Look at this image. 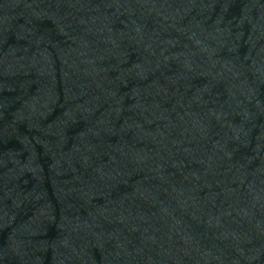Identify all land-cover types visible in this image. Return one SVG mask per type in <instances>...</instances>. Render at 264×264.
<instances>
[{"label": "water", "instance_id": "water-1", "mask_svg": "<svg viewBox=\"0 0 264 264\" xmlns=\"http://www.w3.org/2000/svg\"><path fill=\"white\" fill-rule=\"evenodd\" d=\"M0 264H264V0H0Z\"/></svg>", "mask_w": 264, "mask_h": 264}]
</instances>
